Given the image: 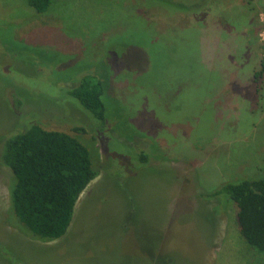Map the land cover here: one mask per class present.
Wrapping results in <instances>:
<instances>
[{
    "label": "rangeland",
    "instance_id": "obj_1",
    "mask_svg": "<svg viewBox=\"0 0 264 264\" xmlns=\"http://www.w3.org/2000/svg\"><path fill=\"white\" fill-rule=\"evenodd\" d=\"M263 60L264 0H0V141L65 130L100 170L46 239L16 216L0 162V264H264L235 204L208 195L264 176ZM86 69L108 82L103 137L63 89Z\"/></svg>",
    "mask_w": 264,
    "mask_h": 264
},
{
    "label": "trees",
    "instance_id": "obj_2",
    "mask_svg": "<svg viewBox=\"0 0 264 264\" xmlns=\"http://www.w3.org/2000/svg\"><path fill=\"white\" fill-rule=\"evenodd\" d=\"M25 1L37 12L48 9L52 3V0ZM63 89L78 101L103 137L102 132L109 131L105 122L111 114V103L106 100L107 80L86 69L77 81ZM2 140L0 162L11 168L15 176L11 199L16 216L37 236L62 237L72 224L80 195L100 173L87 143L70 132L36 122L11 132ZM109 156L105 169L112 167L121 176L118 158ZM149 157L150 154L141 152L138 160L145 163ZM208 195L219 197L223 203L235 204L241 235L248 244L264 252V176L227 180Z\"/></svg>",
    "mask_w": 264,
    "mask_h": 264
}]
</instances>
